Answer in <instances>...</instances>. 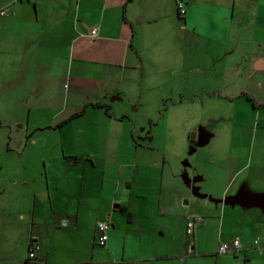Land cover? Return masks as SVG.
<instances>
[{
	"label": "crops",
	"instance_id": "crops-1",
	"mask_svg": "<svg viewBox=\"0 0 264 264\" xmlns=\"http://www.w3.org/2000/svg\"><path fill=\"white\" fill-rule=\"evenodd\" d=\"M183 1L184 16L178 12L177 0H0V7L9 10L7 15L0 16V90H10L7 97L13 99L11 104L17 97V105L27 106V113L24 110L15 116L13 111L9 121L14 126L7 125L10 134L17 131L31 136L44 129L67 133L69 129L77 141V133L92 129L79 127L78 121L91 110L103 109L91 121L99 125H92L96 128L88 134L100 137V143L109 136L134 137L133 130L116 127L129 113H116L113 102L142 106L145 93L159 88L154 47L171 37L185 43L177 55L179 63L170 64L166 71L185 72L190 62L195 67L200 63L195 55L201 57L199 53L206 52L197 51L204 41H208L206 53L210 56H227L235 51L231 50V43L239 28L246 32L254 16L264 20V0ZM256 9L261 12L257 14ZM93 28L98 30L95 35L91 34ZM257 40L264 41V32ZM190 41L198 46L194 60L189 55ZM259 59V67L264 71V56ZM251 69L256 66L251 64ZM247 96L252 98L254 108L264 106V101ZM93 103L107 104L109 111ZM82 109L83 114L61 124ZM108 123L114 127L110 128ZM105 125L108 128H103ZM235 140L239 144L229 154L234 157L237 147L244 146L245 163L234 161L226 179H211L202 195H188L202 215V221L195 224L192 242L185 234L188 221L194 216L186 214L185 208L176 215L175 209L179 207L173 198L174 190L169 192L162 186L161 175L160 185L156 179L141 183L145 189L134 194L133 182L137 179H128L129 198L122 200L115 195L121 205L127 201L130 210L131 228L122 231L110 214L112 207L96 194L101 189L88 180V163L77 177L75 167L83 157L66 155L68 162L59 157L27 162L25 154L32 152L28 144L10 146L5 152L19 153V159L0 162V264H151L172 258L187 264L196 248L200 251L195 256L220 254V244L236 238L242 247L233 254L236 258L241 256V263L251 264L254 251L264 253L254 243L258 237L264 241V130L240 129L230 136V144ZM62 143L65 148L72 147L70 140ZM131 164L125 172L122 168L129 177L135 170L149 175L154 169L163 174L159 168ZM150 185L159 187L154 189ZM141 213L147 225L136 222ZM154 213L161 220H155ZM95 214H109L111 228L104 246L99 243L98 223H91ZM175 216L182 238L168 244L154 240V231L165 235L171 230L169 218ZM206 232L214 234L212 249L208 248V241H200ZM117 237L122 238L120 243ZM33 244L38 247L37 257L30 259ZM118 244L121 245L117 247ZM129 248L133 250L128 252Z\"/></svg>",
	"mask_w": 264,
	"mask_h": 264
},
{
	"label": "rangeland",
	"instance_id": "rangeland-1",
	"mask_svg": "<svg viewBox=\"0 0 264 264\" xmlns=\"http://www.w3.org/2000/svg\"><path fill=\"white\" fill-rule=\"evenodd\" d=\"M182 1L177 0V8H179V2ZM260 12L261 10L256 9L257 14ZM262 32H264V20L254 16L246 32L243 27L237 30L231 43V50L235 49V51L221 57L217 55L213 57L206 53L208 41H204L205 44L197 50L206 52H198L201 57L195 55L197 43L190 41L188 43L190 58L194 60L196 57L200 63L195 67L194 63L190 62L185 72H166L170 64L179 63L177 55L179 50L183 46L185 47V43L173 40L171 37L166 39L167 42L154 47L152 52L158 60L156 71L159 88L145 93L142 106L130 105L128 101L127 104L130 106L123 102H113L116 113L119 114L123 110L129 113L126 120L116 127H119V130L123 128L133 130L134 137L109 136L104 138V143H100V137L88 134L91 133L93 127L96 128L99 125V123L91 121L94 116L104 112L103 109L91 110L78 121L79 123L76 122L80 125L79 127L92 128L88 130V133L84 130L77 133L79 136L77 141L71 136L69 129H66L67 133L44 129L31 136L17 131L15 133V129H13L14 132L10 134L11 130L7 125L14 126V122L9 121L13 111L15 110V116L18 113L23 114L24 110L27 113V106L17 105L16 102L20 101L17 97L14 98V104H11L13 99L7 97L10 95V90H0V162L7 163L9 160L19 159V153H17L18 155H9L5 151L10 146L17 148L27 144L29 151H32L25 154L27 162H40L42 157L48 161L59 157L68 162L66 155L83 157L81 163L75 167L77 177L82 175L84 167L88 163L87 167L91 172L87 175L88 180L94 187L101 189L99 192L97 190L96 194L101 195L108 202L109 207H112L110 214L114 216V223L118 228L121 226L122 231H129L131 228L128 221L130 210L127 201L122 202L121 205V201L115 199L129 198L128 179H137L136 183L133 182L134 194L137 193V190L145 189L141 183H148L156 179L160 185L162 176V186L167 191L173 192L174 190L178 194L172 193L176 201L175 204L179 207L178 210L175 209L176 215L180 213L181 208H185L186 214L191 217L202 216L196 210L195 204L190 202L188 195L191 196V192L194 195H202L203 190L207 188L206 185L211 183V179L222 180L230 175L227 171L231 170L234 161L239 160L241 165L246 161L244 146H238V154L234 157L230 156V149L239 144L237 140L230 144V136L240 129L244 131L264 130V106L254 108L252 100L247 96L250 94L255 100L264 101V71L259 67L262 62L259 56H264V41L257 40ZM222 54H224V49ZM251 64L256 66L255 70L251 69ZM241 93L246 94L244 96L240 95ZM222 95H229L231 98L219 97ZM236 95L240 96L233 100ZM139 108L140 110L137 112L134 111ZM253 109H256V112ZM240 114L245 116L242 117ZM95 123L96 126H92ZM77 124H75V129L78 127ZM108 124L110 128L114 127L113 124ZM103 128H108V126L105 125ZM146 135L148 137L151 135L152 139L146 138ZM64 140H70L72 147L68 145L65 148L62 143ZM242 141L246 144L245 138ZM36 156L38 159H35ZM87 159L89 160L87 161ZM131 163L138 166H150L152 169L159 168V171L163 170V174H158L154 169L149 175L135 170L136 172L132 171V175L129 177L124 172L127 165L132 166ZM122 168L124 172H122ZM199 179L202 182H199ZM102 183L104 184L102 185ZM150 186L154 189L159 187ZM115 195H117L116 198H114ZM135 199L136 201L141 200ZM185 200H188L190 204H185ZM116 204L121 206L115 207ZM142 214L136 218V222L147 225V220L141 217ZM153 215L155 220H161L157 219L161 217H157L155 213ZM107 219H109V214L106 216L95 214L91 223L94 221L96 223L106 222ZM169 219L172 220L171 230H168L165 235L154 231L155 234L151 235L154 240L168 244L172 240L182 238L177 217ZM151 223L160 226L158 223ZM123 235L119 236L124 238ZM185 236L190 237V242L193 241L192 234L188 236L186 231ZM121 239L117 237L118 243ZM204 239L208 241V248H214L215 239L212 232L201 235L200 241L202 242ZM120 245L118 244L117 247ZM257 247L264 249L261 246ZM131 250L133 249L129 248L128 252ZM169 250L173 251L171 247ZM170 251L169 253H171ZM196 251L200 250L196 248ZM122 252L123 250L119 254ZM197 252L194 253V256L190 255L187 264H240L242 259L241 256L236 258L233 253L201 257L195 256ZM179 260L180 258L160 259L152 261L151 264H184V261ZM250 263L264 264V253L261 254L259 249L254 251Z\"/></svg>",
	"mask_w": 264,
	"mask_h": 264
},
{
	"label": "built area",
	"instance_id": "built-area-1",
	"mask_svg": "<svg viewBox=\"0 0 264 264\" xmlns=\"http://www.w3.org/2000/svg\"><path fill=\"white\" fill-rule=\"evenodd\" d=\"M31 1H34V0H31ZM178 11H179V14L181 16H184V14L186 12V8H185V3L183 1L179 2ZM8 13H9V10H8L7 7H0V16H5ZM97 32H98L97 28H93L92 31H91V34L95 35V34H97ZM198 221H202V218L194 216L191 219H189L188 224H187L188 234H193L195 224ZM110 228H111V222H109V221H106V222L105 221H101L97 225V229H98V231L100 233L99 243L101 245H103V246L106 245L107 242H108V239H109L108 231H109ZM254 243L257 246L264 247V241L261 242L260 239H256ZM241 247L242 246H241V242H240L239 238H236L232 242H223V243H221L220 246H219V250L218 251H219L220 254H223V253H237V252L240 251ZM37 250H38L37 245L33 244V246L31 247V250L29 252V258L30 259H34V258L37 257Z\"/></svg>",
	"mask_w": 264,
	"mask_h": 264
},
{
	"label": "trees",
	"instance_id": "trees-1",
	"mask_svg": "<svg viewBox=\"0 0 264 264\" xmlns=\"http://www.w3.org/2000/svg\"><path fill=\"white\" fill-rule=\"evenodd\" d=\"M249 99L252 100L251 97L248 96ZM92 105L96 106V107H105L107 111H109V106L107 104H102V103H93ZM85 112V109H82L81 111L71 115L67 120L63 121L61 124L65 123L68 120H71L73 117H76L78 115H81Z\"/></svg>",
	"mask_w": 264,
	"mask_h": 264
},
{
	"label": "water",
	"instance_id": "water-1",
	"mask_svg": "<svg viewBox=\"0 0 264 264\" xmlns=\"http://www.w3.org/2000/svg\"><path fill=\"white\" fill-rule=\"evenodd\" d=\"M185 204H188V200H185V202H184Z\"/></svg>",
	"mask_w": 264,
	"mask_h": 264
}]
</instances>
